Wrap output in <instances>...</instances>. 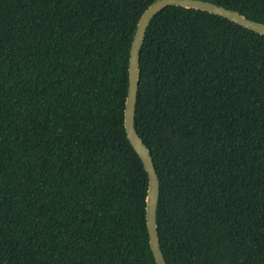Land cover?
Wrapping results in <instances>:
<instances>
[{
    "label": "trees",
    "instance_id": "trees-1",
    "mask_svg": "<svg viewBox=\"0 0 264 264\" xmlns=\"http://www.w3.org/2000/svg\"><path fill=\"white\" fill-rule=\"evenodd\" d=\"M155 0H0V264H155L123 126ZM264 24V0H203ZM134 127L166 264H264V36L167 7L139 54Z\"/></svg>",
    "mask_w": 264,
    "mask_h": 264
},
{
    "label": "water",
    "instance_id": "water-1",
    "mask_svg": "<svg viewBox=\"0 0 264 264\" xmlns=\"http://www.w3.org/2000/svg\"><path fill=\"white\" fill-rule=\"evenodd\" d=\"M181 7L207 12L227 19L247 30L264 36V24L245 18L234 10H229L203 0H155L143 11L133 34L128 57V87L124 104L123 126L126 137L139 157L147 175L145 197V222L148 242L155 264H166L160 250L156 225V209L159 196V183L148 149L143 144L134 127L135 104L139 83V54L146 29L151 19L167 7Z\"/></svg>",
    "mask_w": 264,
    "mask_h": 264
}]
</instances>
